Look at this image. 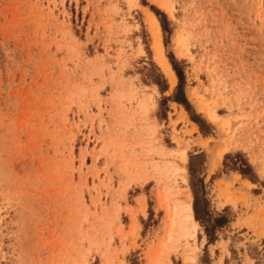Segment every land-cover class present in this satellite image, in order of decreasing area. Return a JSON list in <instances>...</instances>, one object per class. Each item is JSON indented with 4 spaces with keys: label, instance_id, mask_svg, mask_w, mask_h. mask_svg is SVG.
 I'll return each instance as SVG.
<instances>
[{
    "label": "rangeland",
    "instance_id": "rangeland-1",
    "mask_svg": "<svg viewBox=\"0 0 264 264\" xmlns=\"http://www.w3.org/2000/svg\"><path fill=\"white\" fill-rule=\"evenodd\" d=\"M162 1L0 0V264H264V0Z\"/></svg>",
    "mask_w": 264,
    "mask_h": 264
},
{
    "label": "trees",
    "instance_id": "trees-1",
    "mask_svg": "<svg viewBox=\"0 0 264 264\" xmlns=\"http://www.w3.org/2000/svg\"><path fill=\"white\" fill-rule=\"evenodd\" d=\"M151 10L154 16L157 18L161 31L166 32L165 25H164L165 18L163 14H161L154 8H151ZM167 59H168L170 68L177 80V84L174 88V92H173L174 94H173V97H171V101L182 106L184 111L188 114L189 120L197 126L201 134L206 135L207 132L204 131V128L207 126L204 124L203 120H201L199 117L191 113L190 105L185 99V96L183 93L184 76H183L182 70H180L179 62H176L171 56H168ZM200 157H201L200 155L189 156L188 173L190 176L189 188H190V192L192 194V199H193V202H192L193 217L195 221H197L199 224H201L202 227H204L201 223V219L199 216L198 204L201 203L203 210L206 212V207L208 204H207V199L205 197L206 196L205 187H204L203 182L200 179H197L195 177V172L191 167L192 161L199 159ZM234 166L235 165H233V167L231 168L233 171L237 172L241 177L247 178L252 181V178L250 176L251 168L245 160L240 161L237 166L235 167ZM221 224H222V217L219 216V217L213 218L212 224L210 225L209 228L204 227V234L207 238V241L210 242L211 240H213V236H212L213 230L220 228Z\"/></svg>",
    "mask_w": 264,
    "mask_h": 264
},
{
    "label": "bare ground",
    "instance_id": "bare-ground-1",
    "mask_svg": "<svg viewBox=\"0 0 264 264\" xmlns=\"http://www.w3.org/2000/svg\"><path fill=\"white\" fill-rule=\"evenodd\" d=\"M161 5V4H160ZM161 6H164L166 7V10H170L171 9V4H169V2L166 0L165 2L162 1V5ZM172 10V9H171ZM149 18V19H148ZM148 24H149V28H150V32L152 34V40H153V45H154V48L156 50V54L158 55V59H156L158 61V65L159 67L161 68L163 74L166 76L167 80L169 81V83L171 85L174 84L175 82V77H174V74L168 64V62L166 61L165 57L162 56V44H161V41H160V28H159V25L155 19V17L150 14L148 16ZM178 43H180L179 39H178ZM184 44V43H183ZM178 45V44H177ZM177 48V47H176ZM203 111V110H202ZM210 112V111H209ZM215 116V115H214ZM210 117L212 118L213 115L210 113ZM209 117V118H210ZM210 118V119H211ZM213 120V119H212ZM195 128V127H194ZM180 206H178L179 208ZM186 207V206H185ZM174 210H176V208H174ZM181 210V209H180ZM188 211V214H186L187 216H185L187 218V220L191 223H193L192 225L196 226V223L194 222L193 220V213H192V209H191V206L188 207V209L186 210ZM179 213V211H176ZM175 213V212H174ZM177 213V214H178ZM182 213V211H181ZM186 213V212H184ZM185 215V214H184ZM182 217V216H181ZM182 219V218H180ZM186 220V219H185ZM176 221V219H175ZM178 222V221H177ZM175 224V223H174ZM182 225V224H181ZM179 226V225H178ZM177 226V227H178ZM191 226V225H190ZM192 226V227H194ZM183 227V225H182ZM179 228V227H178ZM185 228V227H184ZM182 229V228H181ZM194 229V228H193Z\"/></svg>",
    "mask_w": 264,
    "mask_h": 264
},
{
    "label": "crops",
    "instance_id": "crops-1",
    "mask_svg": "<svg viewBox=\"0 0 264 264\" xmlns=\"http://www.w3.org/2000/svg\"><path fill=\"white\" fill-rule=\"evenodd\" d=\"M218 181H221V179H220V180H218Z\"/></svg>",
    "mask_w": 264,
    "mask_h": 264
}]
</instances>
